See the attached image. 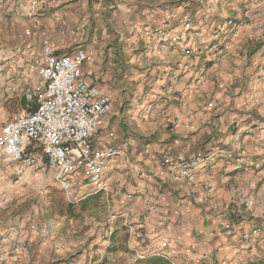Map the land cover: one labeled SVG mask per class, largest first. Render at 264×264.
<instances>
[{
  "label": "crops",
  "instance_id": "obj_1",
  "mask_svg": "<svg viewBox=\"0 0 264 264\" xmlns=\"http://www.w3.org/2000/svg\"><path fill=\"white\" fill-rule=\"evenodd\" d=\"M40 6L37 21L55 51L83 47L91 57L83 65L84 79L102 84L100 91L111 98L110 112L90 137L93 149L112 146L121 152L105 161L98 185L80 175L69 191L56 181V169L38 145L31 148L43 163L19 177L0 156V169L14 184L12 190L0 179V218L5 217L0 264H238L264 255L263 233L257 243L241 238L257 223L236 200L243 189L264 205V20L258 19L264 17V0H40ZM259 10L258 17L249 15ZM24 11L25 0H0V109L5 110L0 130L19 113L11 114L12 107L20 112L35 107L40 79L28 69L21 47L29 40L37 54L41 48L38 33L24 34L30 25ZM183 17L191 18L197 36L182 27ZM230 17L241 23L240 34L214 59L219 42L211 34ZM166 22L198 51L183 54L131 30L138 23ZM79 27H86L81 35L75 32ZM75 42L81 43L69 49ZM232 145H237L232 158L196 165L191 177L170 176L169 166L178 158ZM41 170L47 171L45 178ZM19 188L27 201L21 197L23 207L9 214L12 192ZM32 188L59 193L74 210L59 212L63 206L56 207V197L48 195L54 208L39 212L30 201ZM44 214L50 227L16 226ZM226 221L236 234L224 230ZM130 227L142 237L135 238ZM164 236L167 244L161 242Z\"/></svg>",
  "mask_w": 264,
  "mask_h": 264
},
{
  "label": "built area",
  "instance_id": "obj_2",
  "mask_svg": "<svg viewBox=\"0 0 264 264\" xmlns=\"http://www.w3.org/2000/svg\"><path fill=\"white\" fill-rule=\"evenodd\" d=\"M40 10V0H25L24 15L30 20V25L24 34L29 37L33 32L38 33L41 48L37 54L29 40L21 47V54L29 59L28 69L35 71L40 79L35 94V107L29 112L13 115L2 125L0 156L12 165L11 174L19 177L26 168L35 169L43 163L41 156L31 148L36 144L40 147L46 163L55 167V179L65 191L75 186L80 175L93 185H98L105 161L121 152L119 148L112 146L95 150L90 140L93 132L102 125L104 116L110 112L111 98L84 79L83 65L91 57L83 47L79 46L69 52L55 51L45 29L37 21ZM180 23L194 36L199 34L198 30L193 29L191 18L183 17ZM131 30L143 36L158 38L163 47L176 46L183 54L198 51L197 47L186 46L182 34L174 32L169 22L162 25L138 23ZM240 30L241 23L231 17L218 25L212 32L211 39L219 43L211 56L214 59L219 58L224 46L232 43ZM12 62L18 64L17 59H12ZM26 97L33 98L29 89ZM236 151L237 145H232L206 151L193 159L180 157L169 166L170 176L191 177L196 165H208L218 158H232ZM44 171L41 170L40 173L44 175ZM7 176L0 169V179ZM236 200L257 223L252 229L242 231L240 236L251 243H257L259 235L264 233V205L257 203L243 189L237 191ZM146 206L150 208L151 203ZM146 219V214H142L141 220ZM223 227L231 235L237 233V228L231 221H226ZM130 233L137 239L142 237L139 229L130 227ZM161 242L167 244L168 238L162 237ZM137 255L140 258L146 256L141 253ZM3 261L4 254L0 252V263Z\"/></svg>",
  "mask_w": 264,
  "mask_h": 264
},
{
  "label": "rangeland",
  "instance_id": "obj_3",
  "mask_svg": "<svg viewBox=\"0 0 264 264\" xmlns=\"http://www.w3.org/2000/svg\"><path fill=\"white\" fill-rule=\"evenodd\" d=\"M209 7H211V6H209ZM246 11H248V10H246ZM258 12H260V10L259 11H252L251 13H249V15L250 14H254V16L255 17H258L259 15H257L258 14ZM257 15V16H256ZM253 16V17H254ZM258 19H263L264 20V17H261V18H258ZM260 22V21H259ZM264 23V22H263ZM259 24H257V26H258ZM84 30H86V27H79V28H77L76 30H75V32H77V35H81L82 34V32H84ZM81 42H75V43H73V44H71V45H69V49H73V48H75L76 46H78L79 44H80ZM67 48V49H68ZM105 63H107V62H105ZM109 64V65H108ZM107 65H106V69L108 68V70H112V65L110 64V63H108ZM114 66V65H113ZM122 69H124L125 67V64H124V62H122V63H120V65H119ZM103 67V66H102ZM116 67H118V65L116 66ZM110 70V71H111ZM116 70V69H115ZM94 71V70H93ZM101 76H102V74H101ZM104 83V82H103ZM96 85V87L99 89V90H101V89H103V85L102 84H95ZM117 85V84H116ZM13 108V109H12ZM11 109H12V112H11V114H14V113H17V112H20L21 110H22V108H14V107H12ZM5 110L2 108V109H0V112L1 113H3ZM1 113H0V116H2L1 115ZM3 117V116H2ZM0 125H1V123H0ZM36 146V145H35ZM39 175H40V177L41 178H45L46 177V175H47V171L45 170L44 171V175H42L40 172H39ZM1 181H4V182H7L8 180H6V179H4V180H1ZM7 184H9V186H7V187H10L11 189H12V187H13V181L11 182V183H9V182H7ZM13 184V185H12ZM21 187H23V186H21ZM24 188V187H23ZM13 190V189H12ZM19 190L20 191H17V190H14V192H12V194L15 196L14 197V201H15V203H13L12 204V206H11V208H10V210L8 211L9 212V214H12V213H17L19 210H20V208H22L23 206V204L24 203H26V202H24V201H27V200H25V196H27V194H26V192H23L24 190L23 189H20L19 188ZM38 190L39 189H37V188H32V191H34V193H32L31 195L29 194V197H30V201H31V203L32 204H34L38 209H39V212H42V213H44V211H46V213L47 212H49L50 211V208L51 207H53L54 208V205H50V203H47V201L48 200H50L52 197H56L55 198V202H57L56 204H55V206L56 207H58L59 206V204L61 205V207L62 208H60L59 209V212L61 211V210H64L65 208H66V211H68V212H70V211H73L74 210V208H72V207H67L66 205L67 204H65V203H63L62 202V198L60 197V194L59 193H56V194H54V192L55 191H53L51 194L48 192V193H39L38 192ZM48 195H50L51 196V198L49 199V198H47V196ZM21 197H23L24 198V200H23V204H22V199H21ZM63 197V196H62ZM26 206V205H25ZM26 210V209H25ZM25 210H22V211H24L25 212ZM21 211V212H22ZM4 215H8L7 213H4ZM45 215H47V214H44V217H42L40 220H38L37 218H31L29 221H16L17 223V225L16 226H18L19 228H21V229H24V228H26L27 227V229L29 230V231H31L33 228H36V229H39V228H42V227H44V226H47V227H50L51 226V222H52V220H50L49 219V217H47L46 218V216ZM3 220H5V217H1L0 218V224H3ZM54 221V220H53ZM24 223H25V226H24ZM29 223V224H28ZM264 234V233H263Z\"/></svg>",
  "mask_w": 264,
  "mask_h": 264
},
{
  "label": "trees",
  "instance_id": "obj_4",
  "mask_svg": "<svg viewBox=\"0 0 264 264\" xmlns=\"http://www.w3.org/2000/svg\"><path fill=\"white\" fill-rule=\"evenodd\" d=\"M238 264H264V255L249 257L245 261H242Z\"/></svg>",
  "mask_w": 264,
  "mask_h": 264
}]
</instances>
